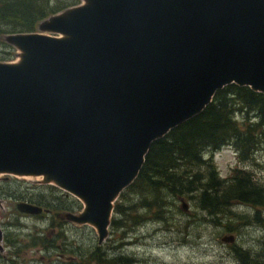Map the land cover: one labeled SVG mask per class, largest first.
I'll return each mask as SVG.
<instances>
[{"label":"water","instance_id":"obj_1","mask_svg":"<svg viewBox=\"0 0 264 264\" xmlns=\"http://www.w3.org/2000/svg\"><path fill=\"white\" fill-rule=\"evenodd\" d=\"M5 41L20 59L0 62V177L74 196L66 219L100 244L153 142L226 86L264 94V0H83Z\"/></svg>","mask_w":264,"mask_h":264},{"label":"trees","instance_id":"obj_2","mask_svg":"<svg viewBox=\"0 0 264 264\" xmlns=\"http://www.w3.org/2000/svg\"><path fill=\"white\" fill-rule=\"evenodd\" d=\"M79 1L0 0V59L10 61L16 52L5 41L7 35L36 32L43 20L78 5ZM227 145L234 148L238 163L226 178L221 176L213 156ZM262 150L264 94L235 84L218 90L212 103L201 114L153 142L138 178L115 202L110 230L125 231L147 220L168 223L173 209L181 213L178 203L181 204L182 199L187 203L188 200L194 202L199 211L217 223L222 218L232 219L235 204L263 210L264 182L247 167L252 166L256 154ZM20 185L26 186L17 178L0 182V196L27 200L25 194L16 196L12 191V187L20 188ZM36 187L40 192L29 200L44 209L59 207L64 212H78L83 207L75 197L53 185L37 184ZM4 188L7 189L4 191ZM254 219L255 223L264 226L260 210L256 211ZM61 236L60 231L57 237ZM29 237L30 246L56 245L48 233ZM6 241L14 246L19 244L8 236ZM243 254L250 255L249 252ZM84 256L81 253V257ZM99 259L97 257L96 261ZM90 261L91 258L81 259L79 264H89Z\"/></svg>","mask_w":264,"mask_h":264},{"label":"rangeland","instance_id":"obj_3","mask_svg":"<svg viewBox=\"0 0 264 264\" xmlns=\"http://www.w3.org/2000/svg\"><path fill=\"white\" fill-rule=\"evenodd\" d=\"M82 0L79 1V4ZM2 53V49H0ZM20 59L16 50L10 61L0 62L15 63ZM207 157L208 154H207ZM206 157V158H207ZM255 162L250 169L264 182V150L255 156ZM213 162L218 165L222 177H229L231 170L237 165L238 158L233 147L227 145L216 151ZM260 164L258 167L255 164ZM240 166H242L240 164ZM15 177L2 175L0 182H9ZM17 181L26 186L12 187L16 196L23 193L27 200H16L10 197H1L0 224L4 233V250L0 251V261L4 262V255L8 261H16L19 264H44L48 250L37 244L30 246L31 237L44 235L57 238V231L62 232L59 245L67 256H75L77 260H87L95 254V246L98 245V234L96 229L89 225L77 226L66 219V214L59 207L45 210L43 217L36 215L21 214L17 210L18 202H31L29 198L37 195L40 191L36 185L39 183L36 178H17ZM22 186V187H21ZM34 187H36L34 189ZM7 188H4V191ZM39 205V204H37ZM188 211L175 209L171 212L168 223H160L147 220L127 230H110L108 239L103 247H112V251L105 253V259L110 256L130 254L132 258L140 260L138 264H237L234 258V250L242 249L255 255L264 248V226L254 222L257 210H260L264 218V209H256L253 206L235 204L232 207L234 213L231 220L220 219L215 222L206 213L199 211L196 204L188 200ZM181 206L178 203V207ZM41 207V206H40ZM181 209V207H180ZM58 223V225H54ZM60 226V227H59ZM234 235L233 243H225L222 237ZM6 236L19 244L12 246L6 242ZM29 238V241H28ZM29 242V246H28ZM128 243V245L126 244ZM263 243V244H262ZM56 250V246L53 247ZM125 248V249H124ZM60 253L61 246L58 247ZM124 249V251H123ZM19 251V255L16 253ZM86 255L81 257V253ZM55 252H53L54 254ZM85 253V254H84ZM88 255V256H87ZM16 256V257H15ZM55 256H52L54 261ZM62 260H60L61 262ZM93 260L89 264H92Z\"/></svg>","mask_w":264,"mask_h":264},{"label":"flooded vegetation","instance_id":"obj_4","mask_svg":"<svg viewBox=\"0 0 264 264\" xmlns=\"http://www.w3.org/2000/svg\"><path fill=\"white\" fill-rule=\"evenodd\" d=\"M181 210L185 211L182 208V206H181ZM44 213H47V212H44ZM44 213H42L38 216L43 217ZM57 234H58V231H57ZM222 238H221V240H222ZM235 239H236V237H235ZM60 240L64 241L63 239H60L57 237L55 240H52V242H55L56 245H52V247H50V246L44 247L43 246L45 249L48 250V255L46 257V260L44 261V264H79V260H77V258L75 256H67L66 255L65 250L63 249V245L62 244L59 245V243H58ZM7 243H9V241ZM9 244L14 246L13 243H9ZM52 244H54V243H52ZM126 244L128 245V243H126ZM103 245H104L103 243L100 244L98 241V245L95 246V248H94L95 254L91 258V260L94 261V262H92V264H138L140 262V260L139 259L137 260L135 258V256H134V258H132L130 256V254H127L126 256H123V254L114 255V256H110L108 259H105L106 254H103L101 252L105 251V253H108V252L112 251V247L108 246V247L104 248ZM53 246H56V250H58V251H59L58 247L61 246L60 253L57 252L56 250H54ZM259 248H260V251L256 254V256L251 254V252H249V250L245 251L242 249H238L239 250L238 252L236 250H234V258L236 259V263L237 264H264V248H261V247H259ZM124 249H123V251H124ZM3 250H4V246H3ZM3 250H0V251H3ZM17 252H19V251H17ZM53 252H55V253L53 254ZM248 252L250 253V255L247 254L245 256L243 254V253H248ZM52 256H55L54 261L52 259ZM3 257L5 260H4V262L0 261V264H19L16 261L9 262L8 261L9 258L6 255H4ZM97 257H99L100 259L96 261ZM60 260H62V261L60 262Z\"/></svg>","mask_w":264,"mask_h":264}]
</instances>
